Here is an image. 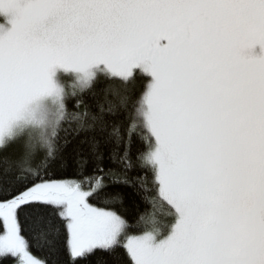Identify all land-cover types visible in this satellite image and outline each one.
<instances>
[{"label":"snow or ice","instance_id":"1","mask_svg":"<svg viewBox=\"0 0 264 264\" xmlns=\"http://www.w3.org/2000/svg\"><path fill=\"white\" fill-rule=\"evenodd\" d=\"M98 253L264 264V0H0V264Z\"/></svg>","mask_w":264,"mask_h":264},{"label":"trees","instance_id":"2","mask_svg":"<svg viewBox=\"0 0 264 264\" xmlns=\"http://www.w3.org/2000/svg\"><path fill=\"white\" fill-rule=\"evenodd\" d=\"M97 87L99 88L101 86L98 85ZM109 98L111 99L112 97L110 96ZM100 99H101V101H103V94H101ZM70 107H71V105H70ZM142 195L150 196L151 193H146V194H142ZM138 210L142 211V212H151V211H153V209L150 206V204L146 203V202H142V200L140 198H137L135 204H126L123 208H121V212H123L129 218H132L137 213ZM158 211L160 213V219H161L162 223L166 224L168 222V220H169V217L164 215V213L167 211V209L166 208H161ZM34 252L38 256L42 254L40 252V250H38V249H34ZM97 256L99 258H101V260H107L109 262V264H112L111 258L108 257L106 254L98 253ZM6 264H7V262H6Z\"/></svg>","mask_w":264,"mask_h":264}]
</instances>
